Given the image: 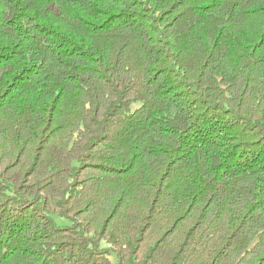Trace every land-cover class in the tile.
Listing matches in <instances>:
<instances>
[{"label": "trees", "instance_id": "obj_1", "mask_svg": "<svg viewBox=\"0 0 264 264\" xmlns=\"http://www.w3.org/2000/svg\"><path fill=\"white\" fill-rule=\"evenodd\" d=\"M0 264H264V0H0Z\"/></svg>", "mask_w": 264, "mask_h": 264}, {"label": "rangeland", "instance_id": "obj_2", "mask_svg": "<svg viewBox=\"0 0 264 264\" xmlns=\"http://www.w3.org/2000/svg\"><path fill=\"white\" fill-rule=\"evenodd\" d=\"M54 220H55L56 224L60 227H66V226H70L72 224L71 221H69L68 219L63 218V217H59V216H54ZM102 247L108 248L109 246L107 244L103 243ZM108 255H109V258L113 262H116L118 260V255H117V252L115 250H110Z\"/></svg>", "mask_w": 264, "mask_h": 264}]
</instances>
